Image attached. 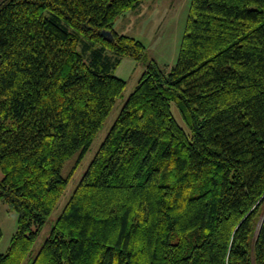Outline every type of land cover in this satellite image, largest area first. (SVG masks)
Here are the masks:
<instances>
[{
	"label": "trees",
	"instance_id": "obj_1",
	"mask_svg": "<svg viewBox=\"0 0 264 264\" xmlns=\"http://www.w3.org/2000/svg\"><path fill=\"white\" fill-rule=\"evenodd\" d=\"M143 1L0 0V264L31 256L125 57L146 70L32 264H264V0H192L169 70L115 30Z\"/></svg>",
	"mask_w": 264,
	"mask_h": 264
},
{
	"label": "rangeland",
	"instance_id": "obj_2",
	"mask_svg": "<svg viewBox=\"0 0 264 264\" xmlns=\"http://www.w3.org/2000/svg\"><path fill=\"white\" fill-rule=\"evenodd\" d=\"M191 2L192 0H144V3L139 7L140 9L133 14L136 18L129 15L130 23L125 21L124 27V25H121L122 20L118 18L119 20L117 19L118 22L116 21L117 24H115L119 30L126 29L127 34L139 39L146 45L149 59L156 60L163 69L169 70L176 65L179 58ZM145 70L146 63L143 60L137 61L129 57H125L115 70L116 76L127 81V87L123 95L117 100L104 127L98 133L89 151L71 177L65 193L44 225L26 264H32L34 258L43 247L54 224L78 187ZM172 109L180 123L188 130L177 105L173 104ZM78 157L79 153L66 162L62 171L64 176L74 170ZM17 222L18 214L14 211H9L6 202L0 199V227L3 231L0 253H5L8 250L12 236L17 229Z\"/></svg>",
	"mask_w": 264,
	"mask_h": 264
},
{
	"label": "crops",
	"instance_id": "obj_3",
	"mask_svg": "<svg viewBox=\"0 0 264 264\" xmlns=\"http://www.w3.org/2000/svg\"><path fill=\"white\" fill-rule=\"evenodd\" d=\"M144 3V1L141 3V4H143ZM141 4L136 8V9H134V10H130V11H128V12H126L125 14H123L122 15V17L120 16L119 17V19L120 20H122L121 21V25H124V27H125V21L126 22H128L129 21V23H130V17L131 16H133V18H136V16H134L133 14H134V12H136L138 9H140L139 7H141ZM129 15H130V17H129ZM118 19V20H119ZM118 20H117V22H118ZM117 22H116V24H117ZM115 24V30L119 33V34H124V35H129V36H131L130 34H127L128 32H127V30L126 29H122V30H119L118 28H117V25ZM123 27V26H122ZM123 61V60H122Z\"/></svg>",
	"mask_w": 264,
	"mask_h": 264
},
{
	"label": "water",
	"instance_id": "obj_4",
	"mask_svg": "<svg viewBox=\"0 0 264 264\" xmlns=\"http://www.w3.org/2000/svg\"><path fill=\"white\" fill-rule=\"evenodd\" d=\"M103 37H105L108 40H113V35L110 31H103L101 34Z\"/></svg>",
	"mask_w": 264,
	"mask_h": 264
}]
</instances>
